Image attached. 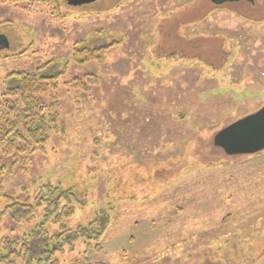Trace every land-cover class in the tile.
<instances>
[{"label":"rangeland","instance_id":"rangeland-1","mask_svg":"<svg viewBox=\"0 0 264 264\" xmlns=\"http://www.w3.org/2000/svg\"><path fill=\"white\" fill-rule=\"evenodd\" d=\"M54 1L0 3V94L8 73L65 63L77 41L114 46L103 62L59 65L58 130L2 178L0 213L5 196L34 204L43 189L73 215L54 224L43 201L27 223L0 216V256L39 223L49 234L93 223L92 264H264V150L213 143L264 106V0ZM87 74V91L69 84ZM85 243L52 258L75 264Z\"/></svg>","mask_w":264,"mask_h":264},{"label":"trees","instance_id":"trees-1","mask_svg":"<svg viewBox=\"0 0 264 264\" xmlns=\"http://www.w3.org/2000/svg\"><path fill=\"white\" fill-rule=\"evenodd\" d=\"M18 0H0V3H12ZM51 4L54 0H43ZM28 9V8H25ZM4 39L0 38V45H6ZM83 41H77L72 47L68 61L62 63L59 59L48 60L36 68L23 71H12L5 76L6 87L0 94V192L3 190L2 178L7 172H11L16 166L22 165L26 157L35 151H43L49 134L53 130H58L57 107L55 95L50 98L51 91L57 85L58 79L64 74L59 68L67 62L85 64L89 62H103L108 51L114 44H104L94 47L85 46ZM94 75L87 74L85 78H74L69 84L81 90L87 91L88 85L95 83ZM48 95V103H44L39 98ZM11 158V163H3ZM47 188L49 195L60 193L68 199V195H73L71 190L60 191L58 187L43 186ZM41 189L35 198L34 204L28 200H20L16 196H5L9 202L0 213V216L8 215L18 223H27L34 218L35 207L47 202L44 217L50 219L52 223H58L70 218L74 209L72 206L64 205L59 207L60 200L46 199ZM58 234H49L44 229L43 223H39L31 231L30 238L24 236L22 239L5 240L2 249L5 251L0 256V261L5 264H60L58 259H53L54 251L63 252L64 242L70 239L86 240L85 248L76 259L75 264H92L94 256L101 252L100 243L92 245L88 240L98 242L99 232L92 236L93 223L85 227H78L76 230L68 229L60 224ZM65 235L70 238L61 240Z\"/></svg>","mask_w":264,"mask_h":264},{"label":"water","instance_id":"water-1","mask_svg":"<svg viewBox=\"0 0 264 264\" xmlns=\"http://www.w3.org/2000/svg\"><path fill=\"white\" fill-rule=\"evenodd\" d=\"M95 0H67L71 5H84ZM216 147L226 154H254L264 150V106L231 122L213 136Z\"/></svg>","mask_w":264,"mask_h":264},{"label":"flooded vegetation","instance_id":"flooded-vegetation-1","mask_svg":"<svg viewBox=\"0 0 264 264\" xmlns=\"http://www.w3.org/2000/svg\"><path fill=\"white\" fill-rule=\"evenodd\" d=\"M0 38H3V37H1V36H0ZM3 42L5 43V42H6V40H5V41H3Z\"/></svg>","mask_w":264,"mask_h":264}]
</instances>
